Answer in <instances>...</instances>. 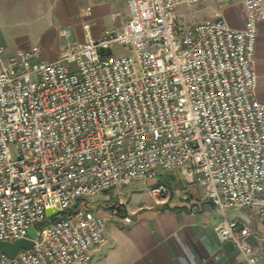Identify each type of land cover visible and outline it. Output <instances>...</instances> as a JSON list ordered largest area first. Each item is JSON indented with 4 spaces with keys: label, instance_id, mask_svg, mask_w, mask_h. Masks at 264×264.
Wrapping results in <instances>:
<instances>
[{
    "label": "built area",
    "instance_id": "obj_1",
    "mask_svg": "<svg viewBox=\"0 0 264 264\" xmlns=\"http://www.w3.org/2000/svg\"><path fill=\"white\" fill-rule=\"evenodd\" d=\"M207 1L128 0L120 25L86 29L51 60L38 44L4 57L0 43V239L36 230L0 264H88L105 241L88 200L173 169L218 209L219 240L264 264L250 227L228 213L245 206L264 222V101L254 92L264 0H243L241 27L219 11L231 0H215L211 19H178L179 4ZM110 210L130 220L123 198Z\"/></svg>",
    "mask_w": 264,
    "mask_h": 264
},
{
    "label": "crops",
    "instance_id": "obj_2",
    "mask_svg": "<svg viewBox=\"0 0 264 264\" xmlns=\"http://www.w3.org/2000/svg\"><path fill=\"white\" fill-rule=\"evenodd\" d=\"M216 11L215 0L179 4L177 16L183 23H192L211 19ZM219 11L228 25L243 26V0H231ZM128 12V0H0L4 57L38 44L45 59H54L66 41L83 40L86 29L98 36L105 27L120 25ZM62 29L68 33L62 34ZM254 55V92L264 101V18L256 24ZM137 179L143 186L130 185V180L98 197L123 195L124 213L130 220L112 213L109 203L95 204L105 217V241L88 264H248L230 241L219 240L214 224L220 213L202 186L186 181L177 169ZM156 181L167 185L165 195L149 193V186ZM249 216V223H243L250 227L249 239L258 255L264 257V222Z\"/></svg>",
    "mask_w": 264,
    "mask_h": 264
},
{
    "label": "rangeland",
    "instance_id": "obj_3",
    "mask_svg": "<svg viewBox=\"0 0 264 264\" xmlns=\"http://www.w3.org/2000/svg\"><path fill=\"white\" fill-rule=\"evenodd\" d=\"M131 181L132 182H131L130 185H132V183H138L140 186H143V183H141L142 181H138L137 178H133V179H131ZM168 191L169 190H168V187H167V192ZM109 192H111V189H108V190H104L102 192H99V193L93 195L88 201H89V203L91 205L97 204V206L98 205H102L100 203H109L108 205L111 208V206L114 205V203L117 201L118 198H123L125 200V197L123 195H118V194L115 197L114 196H111V197H109L107 199L98 198L101 195H107V193H109ZM248 211L249 210L245 206H238V207H235V208H232V209L228 210V213H229V216L230 217H232V216H239L240 217V221L249 223L250 216H249V212ZM35 227L38 230H40L41 223H36L35 224Z\"/></svg>",
    "mask_w": 264,
    "mask_h": 264
},
{
    "label": "water",
    "instance_id": "obj_4",
    "mask_svg": "<svg viewBox=\"0 0 264 264\" xmlns=\"http://www.w3.org/2000/svg\"><path fill=\"white\" fill-rule=\"evenodd\" d=\"M49 213L50 210L48 209ZM36 236V230L31 226L28 230V237H18L12 240L0 239V253L14 256L20 248H29L34 244L33 237Z\"/></svg>",
    "mask_w": 264,
    "mask_h": 264
}]
</instances>
